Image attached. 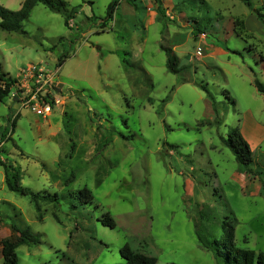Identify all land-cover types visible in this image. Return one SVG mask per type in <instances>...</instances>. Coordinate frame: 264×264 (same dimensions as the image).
Segmentation results:
<instances>
[{"label":"rangeland","instance_id":"1","mask_svg":"<svg viewBox=\"0 0 264 264\" xmlns=\"http://www.w3.org/2000/svg\"><path fill=\"white\" fill-rule=\"evenodd\" d=\"M22 1L0 4L17 10ZM110 1L65 0L70 26L37 3L26 33L0 28V66L17 80L0 100L8 130L0 159L22 171L23 185L62 197L34 203L8 189L0 165V239L11 222L36 234L38 243L16 248V264H113L125 242L155 264H217L195 235L196 225L207 227L205 202L236 220L235 244L264 252V91L254 84L264 88V28L247 21L256 14L242 0H184L185 11L162 0L164 15L153 0H121L107 21ZM194 26L204 33L195 38ZM161 46L173 48L182 71L167 69ZM46 79L60 100L42 117L16 93ZM234 128L250 146L247 167L223 141ZM83 186L94 217L108 212L115 227L96 219L91 229L70 214L64 195Z\"/></svg>","mask_w":264,"mask_h":264},{"label":"trees","instance_id":"2","mask_svg":"<svg viewBox=\"0 0 264 264\" xmlns=\"http://www.w3.org/2000/svg\"><path fill=\"white\" fill-rule=\"evenodd\" d=\"M129 4H133L134 0H125ZM157 4L158 11L164 15V8L161 6L162 0H153ZM242 2L252 10L257 18L261 21L264 26V4L260 6H253L251 0H242ZM37 3H42L45 7L53 12L60 13L64 16V21L66 25L70 26V19L73 14L70 8L67 7L65 0H23L20 7L17 10H11L0 4V28L6 31H14L19 33H26L23 28V20H25L30 14L31 10ZM119 4V0H111L106 9L105 19L109 21L113 17V13ZM175 4L180 5L181 11H185L187 6L184 0H179ZM203 20L208 21L207 17L203 16ZM236 25L239 27L233 28V32L242 37L245 40V29L242 20H235ZM204 29L198 26L192 27V34L196 38L198 35L204 33ZM165 51L166 57V67L171 72H180L185 66L178 64V56L174 53L173 48L161 46ZM68 55L64 54L58 58L56 66L59 67ZM261 60L264 62V56L259 55ZM123 68L127 70L129 66H132L131 62H128L126 58L121 60ZM0 80L5 81V88L0 87V100L6 96L10 90V87L14 85L17 80L16 78L5 73L0 66ZM181 82L188 81L187 78L182 77ZM254 84L259 91H264L262 84L255 79ZM202 88L205 87L201 85ZM207 92V91H206ZM211 98V103L214 107L215 101L210 93H207ZM215 111V108H214ZM14 124V123H13ZM12 124V127H13ZM12 130V129H11ZM7 129L4 128L0 131L1 137L6 135ZM226 145L231 147L233 152L236 154L235 159L239 165L247 167L251 163L253 156L250 146L246 139L241 135L237 128H234L230 133L228 138H223ZM0 165L3 166L4 171V182L8 189L17 192L21 195H26L34 203L38 201H49L54 203H59L62 198L56 192H48L46 190H33L28 186L21 183L22 171L15 167L11 163H6L0 159ZM68 205L70 208V214L73 215L74 219H77L79 215L80 219H85L89 222L93 229L95 220H99L102 225L109 226L110 228L115 227V219L108 213L104 212L97 217H94L92 210L90 209V204L93 200L92 191L83 186L78 189L69 190L67 193ZM75 214V215H74ZM78 216H77V215ZM201 218L207 222L206 226H197L195 228V235L198 242L202 247L209 250L216 259L217 264H264V252L256 251L251 248H242L234 243L233 232L236 226V220L226 221L219 212L212 205H207L205 202L202 203V208L200 210ZM83 226L80 220L75 221L74 229H82ZM10 233L9 235L2 237L0 239L1 244V255L3 258V264H16L17 255L16 248L20 245H32L39 242L36 234L32 233L27 227H20L16 223H9ZM121 256V261L115 262L113 264H155L157 261L156 256L135 251L132 249L128 242H125L119 249ZM178 264V263H173Z\"/></svg>","mask_w":264,"mask_h":264},{"label":"built area","instance_id":"3","mask_svg":"<svg viewBox=\"0 0 264 264\" xmlns=\"http://www.w3.org/2000/svg\"><path fill=\"white\" fill-rule=\"evenodd\" d=\"M14 86L15 85H12L10 89ZM17 86H23V88H21L20 91L16 93V98L22 107L29 108L36 115L42 117L50 114L60 100V97L55 92L51 91L52 88L49 87L47 79L41 83L36 82L28 86H24L22 83H20ZM0 87L5 88L4 80H0ZM1 142L2 138L0 134V143Z\"/></svg>","mask_w":264,"mask_h":264},{"label":"crops","instance_id":"4","mask_svg":"<svg viewBox=\"0 0 264 264\" xmlns=\"http://www.w3.org/2000/svg\"><path fill=\"white\" fill-rule=\"evenodd\" d=\"M146 4L151 5V0H144ZM258 2H261L262 0H257ZM126 2V1H125ZM135 2V1H134ZM128 3V2H127ZM119 4H121V0H119ZM129 4V3H128ZM118 8V6L116 7V9ZM247 21H251L254 24V28H249L250 30H254V29H258V30H262L264 28L263 24L261 23V21L256 18V16L252 13L249 12L248 17H247ZM49 115V114H48ZM47 116V115H46ZM3 130V129H2ZM0 130V131H2Z\"/></svg>","mask_w":264,"mask_h":264}]
</instances>
